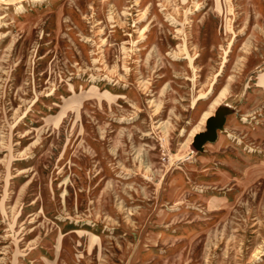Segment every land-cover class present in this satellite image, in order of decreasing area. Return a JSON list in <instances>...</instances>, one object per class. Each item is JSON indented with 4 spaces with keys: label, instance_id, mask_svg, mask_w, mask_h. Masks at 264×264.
<instances>
[{
    "label": "rangeland",
    "instance_id": "rangeland-1",
    "mask_svg": "<svg viewBox=\"0 0 264 264\" xmlns=\"http://www.w3.org/2000/svg\"><path fill=\"white\" fill-rule=\"evenodd\" d=\"M0 264H264V0H0Z\"/></svg>",
    "mask_w": 264,
    "mask_h": 264
},
{
    "label": "water",
    "instance_id": "water-1",
    "mask_svg": "<svg viewBox=\"0 0 264 264\" xmlns=\"http://www.w3.org/2000/svg\"><path fill=\"white\" fill-rule=\"evenodd\" d=\"M224 118L221 115L217 117H213L208 120V130L205 132H201L194 137V148L201 149L202 144L206 141H213L217 138V134L215 131V127H222Z\"/></svg>",
    "mask_w": 264,
    "mask_h": 264
}]
</instances>
